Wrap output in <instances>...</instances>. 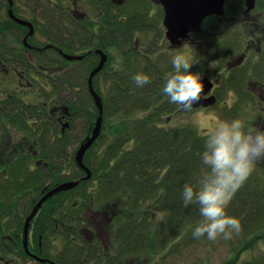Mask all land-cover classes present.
Returning a JSON list of instances; mask_svg holds the SVG:
<instances>
[{
	"label": "trees",
	"instance_id": "16d2710c",
	"mask_svg": "<svg viewBox=\"0 0 264 264\" xmlns=\"http://www.w3.org/2000/svg\"><path fill=\"white\" fill-rule=\"evenodd\" d=\"M2 1L0 7L7 10L9 5ZM13 3L15 16L28 17L26 11L19 10L16 0ZM138 3L111 7L105 14H99L101 31L106 28L109 34V47L119 50L123 57L120 63L110 62V76L103 78L100 73L93 80L104 113L101 136L84 157V164L92 173L88 181L82 180L86 174L78 167L75 156L99 115L87 86L93 61L75 64L59 59L51 49L42 54L29 53L23 43L27 27L16 24L0 9V75L6 74L7 69L11 74L18 73L19 87L27 86L29 92L33 91L0 90L4 93L0 100V129L11 131L7 122L25 137L18 143L10 141L9 146L0 143V261L3 264H139L141 257L151 260L162 251L188 246L203 238L192 236L200 219L199 210L196 205L184 207L182 190L185 183L196 184L206 171L201 163L206 134L191 124L168 125L177 115L201 109L181 111L163 94L167 74L173 70V55L167 46L159 47L157 42L161 39L154 42L158 31L163 33L164 13L160 10L151 15L144 11V0ZM45 12L35 24L44 46L58 43L57 34L62 37L66 33L73 38L72 32H68L71 24L58 14ZM239 13V9L228 7L223 17L208 19L205 25L220 20L240 23ZM224 31L228 34L223 37L221 48L217 49L218 43L210 44L205 51L197 46L193 48L192 58L198 62L193 64L192 72L210 78L215 74L209 67L213 61L218 71L223 70L230 64V57L240 53L239 37L232 29L225 27ZM136 35L142 36V51L136 50ZM9 37L19 48L12 45L13 50L10 49ZM65 48L69 56L75 55L74 46ZM76 65L79 74L75 77L72 74ZM138 72L146 73L150 84L136 87L132 78ZM235 89L234 95L250 101L247 92L237 86ZM51 106L63 107L57 117L51 113ZM233 113L236 112L231 110L229 120L238 116ZM3 132H0L2 137ZM74 181H79L75 189L46 201L31 223L29 251L49 262L36 261L23 246L26 219L45 194ZM261 182L257 175H252L229 203L227 212L240 220L245 238L222 264H242L244 253L264 241ZM146 199L157 201L162 213L160 223L153 225L149 215L152 213L142 211ZM113 202L120 208L113 220L111 245L96 242L94 248L80 235L81 229L88 225L85 215L94 205L104 209L105 204ZM254 260L247 263L261 262Z\"/></svg>",
	"mask_w": 264,
	"mask_h": 264
},
{
	"label": "flooded vegetation",
	"instance_id": "af4514ba",
	"mask_svg": "<svg viewBox=\"0 0 264 264\" xmlns=\"http://www.w3.org/2000/svg\"><path fill=\"white\" fill-rule=\"evenodd\" d=\"M139 1L141 0H23V4H24L23 8L26 11L28 17H23L21 15V17L19 16L18 18L30 22L34 26V30H35L34 35L30 38L31 43H29L30 46L33 47L34 49H29L27 47L25 48L28 50L29 53L36 52L42 54L44 52L39 50V49H43L46 45L44 46V39L40 37V34L38 35L36 33L35 24H37L38 19L39 20L41 19V16L42 17L45 16L46 14L45 11H50L52 13L60 15L62 17V20L65 19L66 22L71 24V29H69L68 32H72V36H73V38L72 37L70 38V35H66V33H63L62 37H59V35L57 34L58 41L56 42L58 43L55 44L47 43L48 45L53 46L50 49L53 52H55L56 57H58L59 59L62 58L66 60L64 55L69 56V54L67 53L68 51L65 47H67L68 45L74 46L75 55L73 57H80L81 59L70 62H75V64H78V63H83L86 60H88L89 62L93 61L92 63L93 70L89 74L91 75V73L98 67L102 59V55L98 52H102L108 57V60L106 61L103 69L97 75L102 73V77L107 78L108 76H110L109 66L111 59L110 58L111 50H114L115 52L118 53L121 59L120 61H122L123 55L120 54L119 50L109 47V42H108L109 39L107 38L109 34L106 32V28L105 31H101V27L99 25L100 24L99 14H101V12L105 14L108 10L109 11L111 10V7L117 8L124 6H128V7L136 6L137 4H140L138 3ZM144 1H145L144 11H146L147 13H150L151 15L157 14L160 10H162L164 13V9L160 4V0H144ZM3 3L9 5L8 0H6ZM228 3L229 0H226L225 10H227ZM255 3H256L255 8L252 11L247 12L246 0H240L239 2L240 5L237 6L236 9H239L240 11L239 15H241V18L238 19L241 21H239L240 23L234 25L232 24L233 26L232 30H233V34L239 37L242 49H240V53L238 55L230 57L231 58L230 64H228L226 68L217 71L212 77L210 78L208 77V78L214 83V88L210 95L216 96L217 103L218 101H220L219 100L220 91L225 89L228 95L233 94L234 96L236 90L235 87L237 86V88L238 87L241 88L242 92H247V94L251 96L250 102L256 105L254 107H256L257 110H259V105L257 104V102H259L260 106H263V111H264V13L262 12V8H264V0H255ZM262 5L263 7H260ZM0 9L2 13L4 14L7 13L8 15L9 6L7 10L5 7L4 8L0 7ZM31 11L35 12L36 17L30 16ZM164 17H165V13H164ZM214 17L216 16H212L208 19L212 20V18ZM208 19L204 21L201 31L199 33L188 35L187 38L181 39L177 45H172L167 39L166 37L167 30L162 22L163 33L160 34L158 31L157 36L156 33H154L153 36H156L154 42L158 41V39H161L160 41L157 42L159 47L164 46L165 44L168 48L167 50L172 55H175L180 49L181 50L186 49L188 55H190L191 58L193 56V48L195 46L202 48L203 51H205L208 49L210 44L218 43L217 49L218 47L221 48L223 37L228 34L227 31H224V28L225 27L228 28V26L230 25L229 23L223 22V20H220L219 23L213 22L209 25H205V22ZM42 24H45V22H42ZM28 33H29V29L27 28V32L23 33L24 38ZM141 39L142 36L140 35H136V37L134 38V44L136 45V50L138 49H140L141 51L144 50L143 49L144 45L142 44ZM11 40H10V45L12 47L11 49H13ZM40 43L43 46H37ZM214 48L216 49V47ZM10 59L12 60L13 57L11 56ZM75 67L72 75L76 77L79 74V72L77 69L78 66L76 65ZM5 71L7 77L8 76L10 77L11 71H9L8 69ZM3 78L6 79V81L7 80L9 81V78H5V77ZM2 82L4 83L3 80ZM9 90L11 89L8 88V90L6 91L9 92ZM88 91H89V86H88ZM3 95L4 93H0V100H2ZM213 107L202 108V109L208 110ZM62 109H63L62 106H53V107L51 106V113H53V115L57 117V114ZM60 120L61 119L58 118L57 121L60 123ZM93 129L94 128L92 127L90 130V135L92 134ZM83 132L84 131H81L80 133L83 134ZM6 133L8 132H3L2 135L4 136L6 135ZM88 137L89 136H87L86 139ZM100 210L101 211H97L99 213L98 215L106 218L107 214L105 212V208L104 209L101 208ZM90 211H92V208H89L88 212L90 213ZM87 220L88 219H86V221ZM110 221L112 222V217L111 219L109 218V222ZM109 226H107V230ZM95 229L96 228L94 227L92 229L86 228L88 234L91 236V239L89 238L90 236H87V233H83L82 229H81L82 231H80V235L84 238L85 241L89 242L92 247H94V244L96 242L104 246L105 242L102 243L103 240H101L99 237L100 232L96 231ZM76 232L78 233V230ZM85 235L88 238L85 237Z\"/></svg>",
	"mask_w": 264,
	"mask_h": 264
},
{
	"label": "clouds",
	"instance_id": "9594fccd",
	"mask_svg": "<svg viewBox=\"0 0 264 264\" xmlns=\"http://www.w3.org/2000/svg\"><path fill=\"white\" fill-rule=\"evenodd\" d=\"M197 62L177 52L171 59L173 70L162 88L169 102L184 112H192L204 92L202 73L190 70ZM209 67L215 68V62ZM132 79L138 88L151 82L144 72L136 73ZM260 160H264V130L247 126L241 118L216 120L204 137L201 163L206 171L196 184L185 183L182 190L184 207L198 206L200 219L192 231L194 238L206 235L210 241L230 240L234 232H239L240 220L229 215L227 208Z\"/></svg>",
	"mask_w": 264,
	"mask_h": 264
},
{
	"label": "rangeland",
	"instance_id": "374dc122",
	"mask_svg": "<svg viewBox=\"0 0 264 264\" xmlns=\"http://www.w3.org/2000/svg\"><path fill=\"white\" fill-rule=\"evenodd\" d=\"M2 1V0H0ZM19 10H24L23 2H20V0H16ZM240 0H229V3L227 5L228 7H234L236 8L239 6ZM262 12L264 13V8H262ZM31 14V13H30ZM32 15V14H31ZM32 17H36V15H32ZM232 24H237L232 22L229 23V29H232ZM10 40L12 39L9 37ZM4 39V38H3ZM10 42V41H9ZM11 44L14 46H17L19 48V45L13 42L11 40ZM10 49L12 48L9 43ZM13 50V49H11ZM184 52L186 54V49L179 50L178 52ZM190 56V55H189ZM191 57V56H190ZM110 62H121L120 56L117 52L114 50H111L110 53ZM215 68H211V71H214L215 73L218 71ZM11 74V73H10ZM214 74V73H213ZM17 74H11V76L7 77V74H3V76L0 75V90L6 91L8 88H17L18 90H25L27 93L33 92L32 90L29 92L27 90V86L24 88L19 87L18 85V77ZM5 78H9V81ZM4 81V83L2 82ZM25 83V82H24ZM219 100L216 106H214L211 109L205 110L201 109L194 113L190 114H182L177 115L172 121V123L168 124L170 127H178V126H186L188 124L193 125L198 131H200L202 134H206L207 131L215 124L217 119H230V112L231 110H234L238 114L236 118H241L244 121H246L247 126L258 128L261 130H264V111L263 106H260L259 102L257 104L259 105V110H257L256 105H254L249 100L243 98L242 96L239 97V95L230 94L228 95L226 90H222L219 92ZM259 97V96H258ZM247 101H244V100ZM258 100V99H257ZM43 101V100H41ZM235 119V118H234ZM8 126V133L4 135L3 137L0 135V143L3 141L5 143V146H9V142L18 143L22 139H24V134L20 132H15V130L7 123ZM0 132H3V129H0ZM12 136V137H11ZM16 136V137H14ZM88 139V138H87ZM86 139V140H87ZM85 143V142H84ZM262 165V166H261ZM257 175L260 180L263 182L262 185L264 186V160H260L255 165V170L251 175ZM123 198H121L122 200ZM120 200V201H121ZM119 201V202H120ZM26 199L22 202L25 204ZM143 212H151L152 214H149L151 217V221L153 222V225L156 223H160L162 213L159 211L157 207V201L156 200H145L143 203ZM104 205L105 212L107 214V217H101L98 215L99 213L97 211H101V205L97 206L94 205L92 207V211L90 213L88 212L85 217L88 219V225H85L86 228L92 229L93 227L96 228L95 230L100 232V239L103 240L102 243L110 246L111 245V237H112V225L114 217L117 215L119 211V206L117 204L111 203L109 205ZM109 206V207H108ZM22 216V214H21ZM141 216H143L141 214ZM112 222H109V218ZM93 225V227H92ZM110 225V226H109ZM107 226H109L107 230ZM86 228H82L83 233H87V236H90L88 234V231ZM81 230V231H82ZM243 229L240 228L239 232H234L232 234V238L230 240H224L223 238H218L215 241H210L207 239V237H203L199 241H193L188 246L181 245L179 247H174L172 249H168L165 251H162L161 253H158L154 256H152V259H148L147 257H141L139 264H222L224 261L230 259L233 255V250L236 248L243 239L245 238ZM85 235V237H87ZM88 238V237H87ZM91 239V236L89 237ZM252 239V237L250 238ZM159 257L157 260L156 258ZM244 260L242 261V264H248L253 263L252 261H256L254 259H260V264H264V241H259L253 249H250L249 251H246L243 255ZM248 262V263H247ZM0 264H3L2 261H0Z\"/></svg>",
	"mask_w": 264,
	"mask_h": 264
},
{
	"label": "water",
	"instance_id": "95a60500",
	"mask_svg": "<svg viewBox=\"0 0 264 264\" xmlns=\"http://www.w3.org/2000/svg\"><path fill=\"white\" fill-rule=\"evenodd\" d=\"M8 4V15L10 19L13 20L16 24L27 27L29 29V33L25 36L23 40L24 46L29 49H34L28 44V39L31 38L35 32L34 26L30 22H27L15 16L13 11V0H8ZM160 4L162 5L165 13L163 25L167 30L166 37L172 45H177L181 39L187 38V36L190 34L199 33L206 19L212 16L223 17L226 13V0H160ZM255 6V0H246L247 12L252 11ZM52 47V45H48L43 49L39 50L45 51ZM98 53L102 55V59L98 67L91 73L88 86L90 94L93 100L95 101L99 115L96 120L92 134L88 137L85 143L82 144L75 156V161L78 167L83 170L86 174V177L82 179L83 181H88L92 177L91 171L84 164L85 154L94 145L96 140L101 136L103 126L104 106L101 97L93 88V80L94 77L103 69L106 61L108 60V57L102 52ZM64 57L68 61H75L81 59L80 57H73L68 55H64ZM202 80L205 86L204 92L202 94L201 100L197 104L193 105V110L210 108L215 106L217 103L216 96L210 95L214 88V83L208 77H202ZM78 185L79 181H74L66 182L55 187L53 190L49 191L40 199V201L32 210L31 214L26 219L23 232V246L26 253L29 256L33 257L36 261L42 263L49 262L47 260H42L41 258L32 255L29 251V232L32 221L34 220L39 210L46 201H48L50 198L57 194L71 191L75 189Z\"/></svg>",
	"mask_w": 264,
	"mask_h": 264
},
{
	"label": "bare ground",
	"instance_id": "6f19581e",
	"mask_svg": "<svg viewBox=\"0 0 264 264\" xmlns=\"http://www.w3.org/2000/svg\"><path fill=\"white\" fill-rule=\"evenodd\" d=\"M94 88V87H93Z\"/></svg>",
	"mask_w": 264,
	"mask_h": 264
}]
</instances>
